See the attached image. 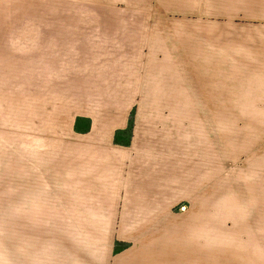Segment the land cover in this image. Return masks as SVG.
Wrapping results in <instances>:
<instances>
[{
	"label": "rangeland",
	"instance_id": "rangeland-1",
	"mask_svg": "<svg viewBox=\"0 0 264 264\" xmlns=\"http://www.w3.org/2000/svg\"><path fill=\"white\" fill-rule=\"evenodd\" d=\"M151 11V0H0V264H59V248L64 260H108L106 242L117 229L75 227L71 209L96 202L119 207L124 192L115 193L120 187H110L109 179L118 185L125 173L95 171L94 152L110 148L109 132L78 134L74 123L78 114L100 121L126 117L125 128L114 129L113 142H130L142 103L134 98L139 68L109 66L118 63L114 49L125 37H105L107 67L88 63L95 62L94 46L102 50L105 44L103 18L110 23L111 17ZM234 21L262 33L254 60L264 64V17L238 15ZM126 49L121 55L134 59L135 49ZM256 70L264 76V67ZM256 94L251 100H192L191 116L175 123L173 133L184 131L191 143H214L215 134L224 143L223 163L206 165L205 207L197 211L185 195L176 197V215L206 225L205 241L178 245L180 256L198 264H241L234 252L253 240L247 222L261 226L264 240V194L254 190L262 186V165L246 164L245 153L234 157V136L241 143H262L264 98ZM165 126H159L161 136ZM168 127L171 133L174 127ZM132 246L114 244L116 250Z\"/></svg>",
	"mask_w": 264,
	"mask_h": 264
},
{
	"label": "crops",
	"instance_id": "crops-1",
	"mask_svg": "<svg viewBox=\"0 0 264 264\" xmlns=\"http://www.w3.org/2000/svg\"><path fill=\"white\" fill-rule=\"evenodd\" d=\"M151 3L154 11L149 14L111 17L110 21L114 22L110 23L103 18V42L105 37L115 36L117 32L119 38L125 37L122 44L118 43V49H114L119 51L114 55L118 63L109 66L139 68L138 95L134 98L142 103L130 142H113L114 129L119 127L122 131L126 117L116 122L78 114L74 123L78 134L109 132L110 148L94 152L97 154L93 163L95 171L117 172L116 176L121 171L125 173L118 185H112L109 179L110 187H120L113 189L115 193L124 192L119 207L96 202L81 208L73 204L71 209V224L75 227L104 224L106 228L117 229L115 233L110 232L112 238L106 242L110 243L111 255L106 261L92 257L83 262L74 255L65 256L64 260L59 248V264H198L197 260L180 256L183 245L180 249L178 245L194 239L205 241L206 225L201 220L176 215V197L185 195L188 201L199 206L197 211L201 210L200 206L205 205V191L201 188H206V165L223 163L224 143L218 141L217 134L214 143H191L184 131L183 135L173 133L177 129L175 123H184L185 117L191 116L192 100H251L257 97L256 93L264 98V76H256L259 73L256 69L264 64L254 60L258 56L255 45L262 33L254 26L234 21L238 15L264 17V0H151ZM120 20L124 22H116ZM97 47L94 46L91 56L95 62L89 61L88 66L105 68L110 59L109 46L105 42L102 50ZM126 48L135 49V54H130L134 59L126 60L121 55ZM160 124L166 125L163 136ZM169 125L174 127L171 133H168ZM242 153L246 164L262 165V186L255 185L254 190L264 194V134L262 143H241L234 136V157ZM104 160L109 161L104 163ZM253 224L247 222V228L254 229L249 230L252 242L235 249L237 263H264V240L257 230L261 226ZM90 242L94 243L95 239ZM116 243L133 246L116 250Z\"/></svg>",
	"mask_w": 264,
	"mask_h": 264
}]
</instances>
